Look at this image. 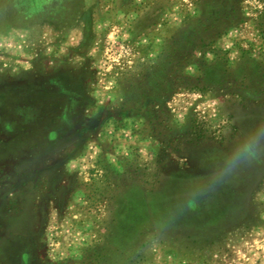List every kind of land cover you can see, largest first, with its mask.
Returning a JSON list of instances; mask_svg holds the SVG:
<instances>
[{"label": "rangeland", "instance_id": "1", "mask_svg": "<svg viewBox=\"0 0 264 264\" xmlns=\"http://www.w3.org/2000/svg\"><path fill=\"white\" fill-rule=\"evenodd\" d=\"M195 1L0 0V264H100L102 252L120 264L111 195L121 174L151 177L162 156L146 126L122 117V86ZM242 8L214 46L231 66L264 59V0ZM167 107L179 125L191 120V138L234 136L227 97L178 89ZM253 200L212 246L150 232L123 264H264V183Z\"/></svg>", "mask_w": 264, "mask_h": 264}, {"label": "trees", "instance_id": "2", "mask_svg": "<svg viewBox=\"0 0 264 264\" xmlns=\"http://www.w3.org/2000/svg\"><path fill=\"white\" fill-rule=\"evenodd\" d=\"M242 2L196 0L195 13L186 15L162 39L154 62L122 86V117L146 126L152 154L162 156L151 177L135 171H128L126 177V172L121 174L123 184H117L111 195L109 234L120 264L150 232L170 234L200 250L214 245L230 222L248 215L253 197L261 190L264 59L245 53L231 66L228 52L214 47L243 22ZM189 67L195 73L188 72ZM178 89L209 92L213 98L221 95L231 101L229 127L234 136L228 144L203 143L201 135L191 138V120L179 125L173 119L167 103ZM179 143L183 145L178 149ZM173 152L177 158L171 157ZM125 166L120 164V171ZM100 258V264L108 262L104 252Z\"/></svg>", "mask_w": 264, "mask_h": 264}]
</instances>
